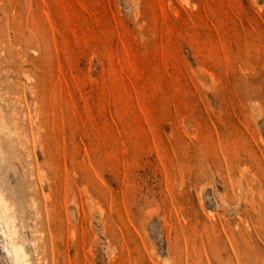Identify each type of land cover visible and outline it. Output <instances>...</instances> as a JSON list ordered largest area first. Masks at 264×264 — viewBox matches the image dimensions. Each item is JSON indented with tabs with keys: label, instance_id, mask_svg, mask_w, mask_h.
<instances>
[{
	"label": "rangeland",
	"instance_id": "1",
	"mask_svg": "<svg viewBox=\"0 0 264 264\" xmlns=\"http://www.w3.org/2000/svg\"><path fill=\"white\" fill-rule=\"evenodd\" d=\"M0 187L29 264H264V0H0Z\"/></svg>",
	"mask_w": 264,
	"mask_h": 264
},
{
	"label": "bare ground",
	"instance_id": "2",
	"mask_svg": "<svg viewBox=\"0 0 264 264\" xmlns=\"http://www.w3.org/2000/svg\"><path fill=\"white\" fill-rule=\"evenodd\" d=\"M0 226L1 232L6 239L5 250L10 255L13 264H29V255L24 244L18 241V231L15 224V217L11 213V206L0 187Z\"/></svg>",
	"mask_w": 264,
	"mask_h": 264
}]
</instances>
